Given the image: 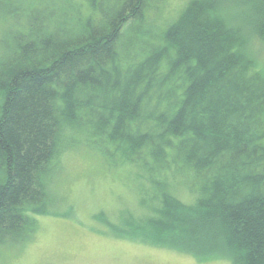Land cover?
I'll return each instance as SVG.
<instances>
[{
    "label": "trees",
    "instance_id": "obj_1",
    "mask_svg": "<svg viewBox=\"0 0 264 264\" xmlns=\"http://www.w3.org/2000/svg\"><path fill=\"white\" fill-rule=\"evenodd\" d=\"M63 1L0 0V18L25 20L8 33L14 49L0 41V248L32 238L56 161L78 149L139 168L157 190L121 233L264 264V67L251 51L264 0H191L144 50L121 40L153 0H79L75 22ZM172 179L190 183L192 203Z\"/></svg>",
    "mask_w": 264,
    "mask_h": 264
},
{
    "label": "rangeland",
    "instance_id": "obj_2",
    "mask_svg": "<svg viewBox=\"0 0 264 264\" xmlns=\"http://www.w3.org/2000/svg\"><path fill=\"white\" fill-rule=\"evenodd\" d=\"M190 1H151L144 21L132 25V29L137 30L135 33L124 32L121 46L144 50L147 45H155L161 31L178 18ZM70 2L82 5L79 12L75 13L68 6ZM24 3L29 6L40 3L41 6L46 0H24ZM62 7L68 9L71 16L66 17L74 22L88 9L86 3L79 0H64L57 6ZM244 11L247 8L242 6L233 10L237 22L243 21ZM24 22V19L17 23L0 18V41L3 36L6 48L14 49L15 42L8 33L17 32L15 29L22 28ZM251 51L259 55V65L264 67V43L253 40ZM56 164L49 213L33 214L38 228L29 241L0 248V264H232L227 257L201 259L120 232L128 228L123 223L125 218L144 219L148 214L144 206L156 201L153 196L157 190H152L139 168L126 164L113 168L99 155L78 149L64 152ZM171 181L173 192L185 203H192L190 183L182 180L176 183L179 179Z\"/></svg>",
    "mask_w": 264,
    "mask_h": 264
}]
</instances>
